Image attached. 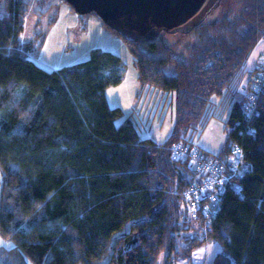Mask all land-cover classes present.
<instances>
[{"label": "trees", "instance_id": "16d2710c", "mask_svg": "<svg viewBox=\"0 0 264 264\" xmlns=\"http://www.w3.org/2000/svg\"><path fill=\"white\" fill-rule=\"evenodd\" d=\"M26 1L0 0V238L11 243L0 242V264H158L162 255L173 264L211 242L222 248L214 264H264V86L254 113L243 109L264 0H222L174 37L103 22L123 38L141 86L175 92L164 143L140 139L131 117L115 124L123 111L106 89L123 80L118 54L94 47L52 69L30 57ZM218 101L231 108L227 144L201 151L228 167L237 143L248 169L190 213L185 191L202 177L171 148L195 143Z\"/></svg>", "mask_w": 264, "mask_h": 264}, {"label": "rangeland", "instance_id": "374dc122", "mask_svg": "<svg viewBox=\"0 0 264 264\" xmlns=\"http://www.w3.org/2000/svg\"><path fill=\"white\" fill-rule=\"evenodd\" d=\"M168 34L174 37L181 32ZM22 39L31 43L30 57L49 69L86 60L94 47L118 54L125 65L123 80L106 89L110 107H120L123 111L115 124L119 126L131 117L142 140L164 143L171 136L176 117L175 92L141 86L133 57L123 38L110 31L96 13L79 15L63 0H33L27 11ZM263 45L264 39L252 51L248 68L257 61ZM221 104L218 101L205 126L193 137L194 142L211 156L226 146L231 129L227 124L230 105ZM0 242L11 245L1 238ZM221 249L217 242L207 243L194 251L192 259H180L173 264H214V256ZM164 257H160L158 264H163Z\"/></svg>", "mask_w": 264, "mask_h": 264}, {"label": "water", "instance_id": "95a60500", "mask_svg": "<svg viewBox=\"0 0 264 264\" xmlns=\"http://www.w3.org/2000/svg\"><path fill=\"white\" fill-rule=\"evenodd\" d=\"M79 15L96 13L137 38L188 33L222 0H65Z\"/></svg>", "mask_w": 264, "mask_h": 264}, {"label": "built area", "instance_id": "2783aa9c", "mask_svg": "<svg viewBox=\"0 0 264 264\" xmlns=\"http://www.w3.org/2000/svg\"><path fill=\"white\" fill-rule=\"evenodd\" d=\"M263 86L264 53L249 76L248 81L245 82L243 109L247 117H250L256 110ZM171 150L173 160L187 161L202 177L200 181L197 180L185 191V197L189 201L190 213L202 207L203 200L207 194L213 195L214 198L220 197L226 191L227 183L230 182L231 178L248 169V166L243 162V148L237 143H232L230 146L231 154L227 159L228 167L220 164L219 159L206 157L202 153L200 146L195 143H176ZM237 188L239 187L237 186Z\"/></svg>", "mask_w": 264, "mask_h": 264}, {"label": "crops", "instance_id": "0c3cea01", "mask_svg": "<svg viewBox=\"0 0 264 264\" xmlns=\"http://www.w3.org/2000/svg\"><path fill=\"white\" fill-rule=\"evenodd\" d=\"M263 53H264V45H263L262 49L259 51V54L257 55V61L255 62V64L253 65V67H250V68H249L250 71H252V70L255 69V67H256V65L259 63L260 58H261V56H262ZM248 77H249V76H248ZM248 77H246V79H247Z\"/></svg>", "mask_w": 264, "mask_h": 264}, {"label": "snow or ice", "instance_id": "6c2138e0", "mask_svg": "<svg viewBox=\"0 0 264 264\" xmlns=\"http://www.w3.org/2000/svg\"><path fill=\"white\" fill-rule=\"evenodd\" d=\"M200 251H201V252H203L204 250H203V249H201Z\"/></svg>", "mask_w": 264, "mask_h": 264}, {"label": "bare ground", "instance_id": "6f19581e", "mask_svg": "<svg viewBox=\"0 0 264 264\" xmlns=\"http://www.w3.org/2000/svg\"><path fill=\"white\" fill-rule=\"evenodd\" d=\"M26 1V0H25ZM27 2V1H26ZM21 45V44H20ZM39 63V62H38Z\"/></svg>", "mask_w": 264, "mask_h": 264}]
</instances>
